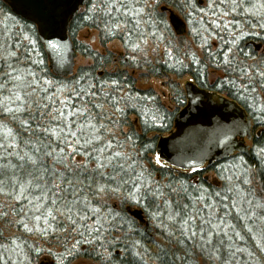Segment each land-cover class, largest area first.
Wrapping results in <instances>:
<instances>
[{"label":"trees","instance_id":"trees-1","mask_svg":"<svg viewBox=\"0 0 264 264\" xmlns=\"http://www.w3.org/2000/svg\"><path fill=\"white\" fill-rule=\"evenodd\" d=\"M213 1L216 3L213 14L220 28L216 27L213 31L210 23L204 21L200 23L201 28L197 25L193 27L198 31L189 29L182 35L176 33L168 23L167 7L183 19H188L194 16L192 10L197 13L206 10V4H200L198 0H121L125 7L117 5L119 10L113 11L111 18L98 12L93 23L92 20L80 19L90 6L88 3L72 19L69 28L76 52L88 62L79 64L72 75L62 76L51 71L36 25L22 20L0 0V10L4 11V14L0 11V16H5L0 27L14 30L12 37L6 38V43H10L7 46L22 55L23 60L20 61L23 68L26 66L28 74L34 73L38 81L34 91L28 87L33 83L32 75L28 76L27 83L22 87L14 75L4 72V77L0 78L1 85L6 84L3 86L7 87V91L13 96L19 91V95L26 97L27 101L23 114L17 116L16 111L11 112L13 122L18 124L14 138L18 144L15 146L10 141L11 149L0 155V238L4 224L12 226L37 215V200L46 206L40 212L46 215L54 209L64 212L65 200L74 199L79 201L73 208L78 229L76 240L87 238L92 243L78 245L74 256L67 255V258L65 255L64 264H72L77 259L98 264H264V233L257 229L264 225V158L257 154V150L264 147V127L257 120V117L264 116L260 109L264 103L260 102L264 98V88L260 87L259 76V72L264 71V0H236L240 6L235 9L233 0H212L211 5H214ZM94 2L99 3L100 0ZM145 5L151 8L150 11L148 9V19L143 15ZM141 8L143 11L134 15ZM223 9L227 12V18L221 11ZM125 12L129 14L124 15ZM152 12L154 18L150 14ZM9 15L10 21H21L20 28L7 25L6 17L9 18ZM206 16L210 17L208 14ZM105 22L113 28L111 33L105 29ZM116 23L121 25L119 29L115 28ZM232 26L234 31L231 30ZM29 29L34 30L32 38L37 41L35 52L24 40ZM85 29L97 32V46L80 39V33ZM160 34L165 35L164 38ZM113 39L124 44V55L117 57L115 50L107 47V43ZM164 40L168 50L166 59H149L145 55L148 48ZM214 40L219 46L213 44ZM150 41H154V44ZM187 41L190 43L187 44ZM256 44L261 45V50L256 48ZM131 48L139 51L131 54ZM225 57L230 63H225ZM37 59H42L43 64L32 62ZM2 64L0 62V71H11L13 63L8 61V64ZM138 69L144 72L137 75L135 71ZM217 71L220 75L212 82L210 74ZM184 77H194L201 87L208 90L226 93L240 102L252 116L254 125L250 155L235 153L217 163L216 168V174H220L221 168L218 167L227 163L237 164L242 169V175L249 176L248 184L236 175L221 177L216 181L204 171L182 170L166 162H162V167L156 165L154 155L158 141L173 128L175 115L179 111H171L163 99L170 98L168 102L171 104L185 105V88L180 82ZM45 80L51 83L45 84ZM153 80L161 83L160 88L166 92L165 96L160 93V88L156 91L150 85ZM245 85H248L247 89ZM12 101L7 107L15 110L20 104ZM151 105L155 107L151 108ZM117 108L122 111H117ZM58 112L65 115L55 118ZM114 112L119 114L116 119L112 117V121H104ZM22 120L28 121L30 128L25 130L21 125ZM84 123L89 124L87 129ZM38 125L49 131H41ZM53 131L62 138L67 136L68 131L76 132L81 144L85 140H92L88 150L93 155L97 154L95 149H102L103 155L108 156L106 158L114 157L115 152L131 157L130 160L113 158L112 165L101 170L105 173L103 179L92 171L94 163L89 165L88 173L80 175L81 180L84 175L96 176L99 183L109 188L119 185V191L96 196L87 187L88 181H84L75 185V195H72L67 183V180H74L71 172L66 173L63 182L59 178L54 179L52 172L64 169L43 154L47 151L58 152L57 145L64 147V144L62 140H57ZM120 133L125 136L124 139H118ZM128 135L132 137L131 140L126 139ZM109 143L111 148L106 147ZM123 147L128 152L122 151ZM21 157L39 158L42 166L33 167ZM119 164L124 165L123 171L118 168ZM44 168L48 171L45 172ZM141 171L144 175L140 182L145 186L151 185L152 191L141 197L137 204L128 199V193L130 189L134 190L133 183L137 182ZM109 176H114L115 180L108 179ZM54 184H60L64 191L55 189ZM144 190L141 189L142 192ZM112 199L119 201L120 209L110 204ZM53 200L57 203L53 204ZM132 205L144 210L149 227L126 212L128 206ZM91 208H98L99 212L94 216L89 211ZM189 215L194 217V221L183 225ZM83 216L88 219H82ZM67 225L61 223L65 228ZM61 226L57 229L63 231ZM182 226L195 230L196 237L189 239L190 233L181 236ZM94 227L100 228L98 234L92 231ZM169 231L175 232L171 242L167 235ZM80 232H84L83 238ZM177 238L182 243L177 244ZM136 252H140L143 259L136 256ZM51 256L54 258L52 263L58 264L56 256Z\"/></svg>","mask_w":264,"mask_h":264},{"label":"water","instance_id":"water-1","mask_svg":"<svg viewBox=\"0 0 264 264\" xmlns=\"http://www.w3.org/2000/svg\"><path fill=\"white\" fill-rule=\"evenodd\" d=\"M88 0H4L17 14L37 26L54 74L72 75L76 67V51L69 35L72 19ZM177 33H185V21L172 12ZM53 39L60 43V56L46 48L45 42ZM256 48H261L256 44ZM188 105L175 119V130L160 138L157 151L166 162L182 169H193L222 160L234 152L250 155L245 138H252V118L235 100L216 92L199 88L188 82ZM130 213L149 226L142 209Z\"/></svg>","mask_w":264,"mask_h":264},{"label":"rangeland","instance_id":"rangeland-1","mask_svg":"<svg viewBox=\"0 0 264 264\" xmlns=\"http://www.w3.org/2000/svg\"><path fill=\"white\" fill-rule=\"evenodd\" d=\"M204 2L207 5V9L204 11L201 10L197 13V12H194V10L191 11V9H189L194 14V16H190L189 20H188L189 29L191 31H194V32L198 31L197 29H195L196 27L195 28H193V27L195 25L200 26V23L202 24L204 21H208L210 23V27L213 29V31L216 29V24H219L218 19H216L215 14H213L214 9H215L214 6L216 4L215 1H213L214 5H211L212 0H204ZM144 3H146V2H144ZM146 5H145L146 8H144L143 15L148 19V17H149L148 16V14H149L148 9L149 8H147ZM210 6H211V10H209ZM150 10H151V8L149 9V11ZM0 11L3 12L2 14H4V11H2V10H0ZM221 11H223L225 13L224 9ZM150 14H152V17L154 18V15H155L154 12H152ZM207 14L210 17H212L214 20H210L211 18L206 16ZM10 18H11V15H9V18H8V16L6 17L7 25H9V26L15 25L17 28H20L21 21L15 19V22H13V21L9 20ZM225 18H227V15L225 16ZM4 19H5V16H0V23L3 22ZM232 19H233V17H232ZM213 21H215V23H213ZM200 28H201V26H200ZM219 28H220V26H219ZM205 30L208 31V29H205ZM231 30L232 31L235 30L233 28V26L231 27ZM7 31L9 32L8 34H7ZM210 31L212 32V30H210ZM13 32H14V30H11L10 28H6V26L0 27V62H2L3 64H8V61L10 63H13L12 64L13 67L11 66L12 69L10 72L8 71V69H6L4 71H0V78L4 77L3 76L4 72L6 75H8V74L14 75V79L15 78L17 79V77H19V79H17V82L19 83L20 87H22V85L27 83L28 76H31V75L28 74L26 66H24V68L22 66L23 63H21V61H20V60H23L22 55L20 56V54H18V53L15 56L11 55V52L14 51V48L11 49L10 47H8V46H10V43L9 44L6 43V38L8 36H10V38H11ZM159 36L164 38L165 35L160 34ZM191 38L193 39V37H191ZM80 39H82L86 43L94 44L93 46L98 45L97 32L94 30L90 31L88 29H85V30L81 31ZM150 42L152 45L154 44V41H150ZM213 42H214L213 43L214 45L219 46V43L216 40H214ZM165 43H166V40H164V42H162V43H159V45L156 44V45L151 46L150 48H148L145 55L153 61L160 60V59L165 60L167 57V54H168V50H166L165 45H164ZM189 43L190 42L187 41V44H189ZM11 45H13L12 42H11ZM107 47L109 49H111V51L117 50V51L126 52V50L124 49V44L120 40H115V41L110 42L107 45ZM156 47H158V48H156ZM201 49H202L201 46H199V48H198L199 52H201ZM127 53H128V51H127ZM131 54H133V53H131ZM76 62L79 65V64L87 63L88 61L83 60L81 58V56H79L78 59H76ZM3 64H2V66H3ZM142 72H144V70L138 69L135 71V73L137 75L142 73ZM219 75H220L219 71L211 72L209 78L211 81H215V79H217L219 77ZM187 78L188 77L181 79V81H180L181 85L184 84V82ZM3 85H6V84H3ZM3 85H1V83H0V155L1 156H3L2 155L3 152L7 153V151H9V149H11L9 143H10V141L11 142L15 141V139H14L16 136L15 130L17 129V126H18V124H15L13 122L12 118H14V117L12 116V114L6 110L8 108H11V107H7V105H9V103L12 100L14 101V103L20 104L17 106V108L20 107V108H22V110L19 112H16L17 116L23 114L24 109H25V106L22 105L20 101L16 100V96L19 95V91H18V93H16L13 96V94L11 92L7 91V87H5ZM150 85H152L154 87V89L157 91L160 88L161 83L157 80H153ZM160 90H162V92H160V93L165 96L166 92L163 91V89H161V88H160ZM10 95H12V96H10ZM20 96H21V94H20ZM23 99L26 100V97H24ZM170 100H171L170 98L163 99V101L165 102L166 105L171 104L168 102ZM262 101H264L263 97L261 98L260 102H262ZM260 106H262V108H264V103H262ZM255 110L258 111L256 108H255ZM117 116H119V114L114 112L112 115H109L108 119H106L104 121H106V122L112 121V117H113V119H116ZM84 125H85L86 129L89 127V124L84 123ZM126 128H128V127H126ZM124 133H127V132H124ZM120 135H121V133H120ZM124 137L125 136L121 135V136H119L118 139L119 140L121 138L124 139ZM14 144L16 146L18 143L14 142ZM121 149L124 152H128L127 149L123 150L124 147ZM106 157H108V156L103 155L102 158L105 159ZM218 168H221L220 174H216V172H211L210 176H209L210 178L217 181V180H220L221 177L227 178V176L229 177L232 175H236V176H238V178L240 180L242 179L243 182L249 183V176L244 177L242 175V169H240V166L237 164L232 165V164L227 163V164L222 165L221 167H218ZM250 185H252V183H250ZM0 192H2V191H0ZM33 200H35V197H33ZM100 201H101V199H100ZM16 202H17V200H16ZM110 204L114 205L115 208L118 207L120 209V205H119L118 200L112 199ZM27 207L28 206L26 204V209H25L26 211L28 210ZM43 207L46 209V206L43 205L42 203H40L39 200H37L36 209H39V212L36 213L37 215H41L40 212L43 211ZM129 208L134 209V208H136V206H133V205L128 206V208L126 210V212L130 216H132V214L129 212V210H130ZM54 214H56V213H54ZM37 215L34 214L30 219H28L24 222L21 221L22 223L21 222L15 223V225H17V226H15V225L11 226V225H5V224L3 225L2 230L4 232L2 233V238H0V264H51V262H52V260H54V258L51 255L47 254L48 249H51L52 253H63L68 258L66 250L72 249V245L75 244L76 238H77L76 234H77L78 229L76 231H73L69 228V231H67V232L57 229L61 226V223H63V224L68 223V221L65 218L66 215L64 213V215H60V214L57 215L56 214L57 219L55 221H52L53 226L56 228L55 233H52L51 229H49L48 234H42L39 230H34L32 232L25 230L23 227V223L26 222L29 224V227H32L34 224H37V222L34 220V217ZM41 216H42V219L39 222V227H46V225L43 224V216H46V215H41ZM48 219L51 220V217H48ZM1 224L2 223H0V225ZM18 225H20V226H18ZM67 227H68V225H67ZM257 229L259 232L262 231L264 233V225H262V227L258 226ZM37 249H43L44 252L38 256L37 251H36ZM263 251H264V247H263ZM52 264H54V263H52ZM72 264H98V263H95V262L90 261V260H85V259H77ZM218 264H220V263H218ZM226 264H230V263H226Z\"/></svg>","mask_w":264,"mask_h":264},{"label":"snow or ice","instance_id":"snow-or-ice-1","mask_svg":"<svg viewBox=\"0 0 264 264\" xmlns=\"http://www.w3.org/2000/svg\"><path fill=\"white\" fill-rule=\"evenodd\" d=\"M89 4L90 6L88 8H86L84 10V12L81 14L80 19L81 20H92L93 23H95V16L96 13H102L104 16H107L109 18H111L112 12L113 11H118L119 9L117 8V5H119L120 7H125L124 4L121 3V0H100L99 3L94 2V0H89ZM240 5H238L236 3V0H233V8L235 9V7H239ZM264 6V5H262ZM194 7V5H193ZM143 9H139L137 10L134 15H139L140 12H142ZM128 12H125L124 15H128ZM223 15H227V12L223 13ZM138 23V22H137ZM213 23H215V21H213ZM219 24H216V27H219ZM121 27V25L119 23L115 24V28L119 29ZM105 29L107 30V32L111 33L113 31V28L109 26V24L107 22H105ZM34 30L29 29V34L24 36V40L28 41V45L31 47V50L33 52L36 51V44L37 41L34 40L32 38V32ZM45 46L48 49L52 50V53H54L55 55L52 57L53 59H55L56 57L60 56V48L61 45L60 43H58L57 41L53 40V39H48L45 42ZM136 48H139V45L135 46ZM11 55L15 56L16 53L13 52L11 53ZM37 55H39V53H37ZM35 64H43V60L42 59H37V60H33L32 61ZM225 63H230V61H228L227 57H225ZM30 75L33 76V83L29 84L28 87L33 88V90L35 91V87L34 85L38 84V81H36L35 79V74L31 73ZM259 76L261 77V83H260V87L264 88V71L259 72ZM17 79H19V77H17ZM45 84H50L51 81H44ZM248 85H245V88L247 89ZM44 91H46V89H43ZM242 99H246L245 97H242ZM16 100L20 101L22 105H27V101L25 99H23L20 95L16 96ZM36 103V102H34ZM97 107H102V105H96ZM39 104H37V108L39 109ZM45 108H47V105H44ZM8 112H19L22 110V108L18 107L15 110L8 108L6 109ZM117 111H122V109L117 108ZM261 113H264V108H261ZM65 114L63 112H58V116L55 118H60L63 117ZM69 115H77L76 113H70ZM32 119H36L37 117H31ZM257 120L259 121V123L261 124L262 127H264V116L262 117H257ZM21 125L25 128V130H27L28 128H30V125L28 123V121L26 120H22L21 121ZM41 131L43 132H48L49 129L42 127L41 125L37 126ZM66 127H70V126H66ZM101 127H103V125H101ZM60 132H63V129H60ZM53 135H56L57 140H62V143L64 144V147H60V145H57L58 148V152H54V151H47L44 152V156L45 157H49L52 158L54 160L55 163H58L60 165H62L63 167V171H53L52 172V177L55 178H59L62 182L65 179L66 173L71 172L73 179L67 180V183L70 186L71 189V194L75 195V185L77 183H84V181H88L87 183V187L93 191V194L96 196H100L101 194H105L108 192H112V193H116L119 191V185H117V187L115 188H109L106 184L104 183H99L96 180V176H92V175H84V179L81 180L80 179V175L84 174V173H88L89 170V165L90 164H95V167L92 169V171L98 175L101 179L104 178L105 173L103 171H101L102 169H106L109 166L112 165V159L113 158H119V159H124V160H130L131 157H129L126 153H121V152H116L114 154V157H109V158H105V159H101V157L103 156V150L102 149H95V152L97 153L96 155H93L92 151H89V147L92 145V140H85L82 144L80 142V139L77 137V133L76 132H72V131H68L67 136L66 137H61L60 134L56 131H53L52 133ZM67 137H74L75 139H68ZM97 139H99V137H97ZM127 140H131L132 137L130 135L126 136ZM49 148H51V145H48ZM107 148H111L112 145L111 143L107 144L106 146ZM37 151H40V149H37ZM257 154L260 155L262 158H264V147H261L257 150ZM78 157H83V160L78 159ZM22 160H25L26 163L31 164L33 167H37V166H42L40 165L39 162V158L37 159H33L32 157H21ZM155 163L156 165H160L161 167L163 166L161 163V159L159 157V155L156 156L155 158ZM131 166V165H130ZM118 168L123 171L124 165L123 164H119ZM44 171L47 172L48 169L44 168ZM144 173L143 171H141L140 176L137 178V182L133 183V189L129 190L128 193V199L135 201L137 204L139 203V199L143 196H145L147 194V192L152 191L151 185H147L145 186L144 183L140 182V179L143 177ZM151 174L149 173V176ZM34 179H41V177H34ZM108 179L110 180H115L114 176H109ZM30 183V182H29ZM126 183V182H125ZM53 187L55 189H59L61 191H64L63 188H61L60 184H54ZM141 189H145L143 192L141 191ZM156 191L158 192L159 189H156ZM219 195V194H217ZM53 204H56L57 201L53 200L52 201ZM79 203L78 200H65L64 203V212L67 213L66 215V220L68 221V227L65 228L63 226H61L62 230L67 232L69 231V228L73 231L77 230V220L73 217V208L74 206ZM85 207H87V204L85 205ZM37 211H39V209H37ZM89 211H91L93 213V215L95 216L98 212L99 209L98 208H91L89 209ZM55 213H59L60 215H64V212H61L60 209H54V211H48L46 216H43V224L46 225V227H39V222L42 219L41 215H37L34 217V220L37 222V224H34L32 227H29L28 223H23V227L25 230L32 232L34 230H39L42 234H48L49 233V229H51L52 233H55L56 228L53 226L52 221H55L57 219V216ZM6 215V213H5ZM48 217H51V220L48 219ZM82 219H88L87 216H83L81 217ZM155 218V217H154ZM172 217H170L171 219ZM194 221V217L189 215L188 218L186 220H184L183 225H189L190 222ZM97 223H99V221H97ZM93 232H96L97 234L100 232V228L99 227H94L92 229ZM181 236H183L185 233H190L189 235V239H192L194 237H196L197 232L195 230H193L191 227H183L181 228ZM79 235L83 238L84 237V232H80ZM168 237H169V241L171 242L172 237L175 236V232L173 231H169L167 233ZM239 235V234H237ZM82 243H92L91 240H88L87 238L84 239H77L75 244L72 245V249H67V255L68 256H74L75 252L74 250L77 249V246L82 244ZM139 243V242H137ZM177 244L182 243V241L177 238L176 240ZM37 255H41L44 250L43 249H37ZM47 254L48 255H55L56 259L58 260V264H64V260H65V255L63 253H55L53 254L51 249L47 250ZM136 256L140 257V259H143V256L141 255L140 252H136L135 253ZM179 259V257H177Z\"/></svg>","mask_w":264,"mask_h":264},{"label":"flooded vegetation","instance_id":"flooded-vegetation-1","mask_svg":"<svg viewBox=\"0 0 264 264\" xmlns=\"http://www.w3.org/2000/svg\"><path fill=\"white\" fill-rule=\"evenodd\" d=\"M198 2H199L200 4H206V3L204 2V0H198ZM88 3H89V1L87 2V4H88ZM87 4H86V5H87ZM162 8H163V7H162ZM166 11H167V13H168V17H167L168 23H169L170 26L174 29V31L177 33L176 28H175L176 23H173V21H172V19H171V14H172V13H171V12H172V11H171V8H170V7H167ZM188 20H189V18H188V19H184V21H185V27H186L187 30H189V23H188ZM91 30H92V29H90V31H91ZM92 31H93V30H92ZM115 40H118V39H113V40H111L110 42L115 41ZM110 42H108L107 45H108ZM160 43H162V42H160ZM138 51H139V50H137L136 48H135V49H132V48H131V53H132V52H138ZM114 54H115L117 57H118V56H121V55H124L122 51H117V50L114 51ZM133 54H134V53H133ZM134 55H135V54H134ZM78 57H79V54L76 52V58L78 59ZM77 65H78V64H77ZM75 72H76V71H75ZM184 78H185V77H184ZM188 82H192V83L196 84V85H197L198 87H200L201 89H204V90H207V91H210V92H216V93H219V94H221V95H223V96H225V97H228V98L232 99V98H231L229 95H227L226 93H222V92H219V91L208 90V89H206V88H203V87H201V86L199 85V83L196 81V79H195L194 77H188V78L185 80V82H184L185 95H186V102H185V105L180 106V105H177L176 103H172V104H170V105H166V107L169 108L171 111L179 110V111L177 112V114H178L181 110H183V109L188 105L189 98H188L187 91H186V84H187ZM212 82H213V81H212ZM154 105H155V104H154ZM154 105H151L150 107L153 108V107H155ZM177 114L175 115V118H174V126H175V119H176ZM174 126H173V128L170 129L169 133L173 131ZM169 133H167L166 135H168ZM156 156H157V153L154 155V161H155ZM227 159H229V157H228ZM227 159H224V160H227ZM224 160H222V161H224ZM222 161H221V160H217V161H213L212 163L206 162L204 165L198 167L195 171H204V172H207L208 174H210L211 172H216L217 163L222 162ZM162 165H164V163H162ZM188 171H192V170H188Z\"/></svg>","mask_w":264,"mask_h":264}]
</instances>
